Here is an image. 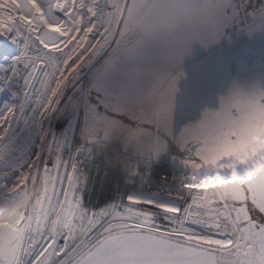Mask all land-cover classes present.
I'll return each instance as SVG.
<instances>
[{
  "label": "snow or ice",
  "instance_id": "6c2138e0",
  "mask_svg": "<svg viewBox=\"0 0 264 264\" xmlns=\"http://www.w3.org/2000/svg\"><path fill=\"white\" fill-rule=\"evenodd\" d=\"M237 24L264 31V2L0 0V36L20 46L0 64V264H264V170L227 163L264 154V82L173 127L186 51ZM168 155L178 191L144 195L136 182Z\"/></svg>",
  "mask_w": 264,
  "mask_h": 264
},
{
  "label": "rangeland",
  "instance_id": "374dc122",
  "mask_svg": "<svg viewBox=\"0 0 264 264\" xmlns=\"http://www.w3.org/2000/svg\"><path fill=\"white\" fill-rule=\"evenodd\" d=\"M243 27L237 24L229 32L226 31L211 52L191 51L188 54V60L194 64L182 68L184 76L182 74V77H178L177 74V79L180 78L177 81L179 91L175 96L173 114V127L177 132L189 124H195L205 110H219L221 97L227 96L234 84L264 82V31L249 36L246 31L241 30ZM19 53L18 44H14L10 37L0 36V64L11 63ZM71 94L72 90L69 89L68 95ZM92 99L95 102V94ZM11 100V93L0 94V103ZM67 116L72 119L71 126L77 140L79 129L83 127V111L74 108ZM121 119L127 125L136 126L133 120L126 117ZM60 126L58 124L57 128ZM161 159L174 162L171 155L162 156ZM96 196L101 199L99 190L94 193L89 191L88 199L93 204L99 202H95Z\"/></svg>",
  "mask_w": 264,
  "mask_h": 264
},
{
  "label": "built area",
  "instance_id": "2783aa9c",
  "mask_svg": "<svg viewBox=\"0 0 264 264\" xmlns=\"http://www.w3.org/2000/svg\"><path fill=\"white\" fill-rule=\"evenodd\" d=\"M240 3H249V0H238ZM264 2V0L259 1V0H250V3L252 5H259L260 3ZM244 26V25H243ZM76 142H79V132L77 136ZM101 154H97V156L94 158V165L95 164H104ZM184 169L182 165L179 163V161H174V162H167L161 159L160 162H157L152 171L151 179H144L142 182L137 181V188L141 189L142 193L144 195H155L158 192H164L167 193L168 191H171L173 193L177 192L179 189V184L178 183H172L173 178L179 177L184 174ZM123 173L119 175L118 178H115L112 184V189H111V194L114 196L117 195L116 189L119 188L120 192L124 191V181L122 179ZM167 177L169 178V186L168 188H162L159 180L160 178Z\"/></svg>",
  "mask_w": 264,
  "mask_h": 264
},
{
  "label": "clouds",
  "instance_id": "9594fccd",
  "mask_svg": "<svg viewBox=\"0 0 264 264\" xmlns=\"http://www.w3.org/2000/svg\"><path fill=\"white\" fill-rule=\"evenodd\" d=\"M218 41H219V40H218ZM218 41H216V42H218ZM197 42H198V41H197ZM197 42H195V43H197ZM216 42H215V43H216ZM198 43H199V42H198ZM193 44H194V43H193ZM193 44H192L191 47L186 51L185 55L190 54ZM200 44H201V43H200ZM201 45H203V44H201ZM210 45H211V44H209L208 46H210ZM203 46H204V45H203ZM208 46H207V47H208ZM204 47H205V46H204ZM207 47H206V48H207ZM185 55H184V57H185ZM184 57H183V60H184ZM183 60H182V64H183ZM182 64H181V65H182ZM181 70H182V68H181ZM182 71H183V70H182ZM183 76H184V72H183ZM181 77H182V76H181ZM177 87H178V85H177ZM178 91H179V88H178ZM178 91H177V92H178ZM176 94H177V93H176ZM174 107H175V99H174ZM173 114H174V110H173ZM227 163H228L229 165H233V164H235V165H236L235 171H237L240 175H244L246 171L251 170L252 175H251L250 177H248V178H255V176H256L260 171L264 170V154H261V155H259V156H256V157L250 159V160L248 161L246 167L237 164V162H236L235 160H233V161H228ZM208 174H209V175H213V174H214V171L209 172ZM221 174H222V175H230L231 172H230V171H228V172H222Z\"/></svg>",
  "mask_w": 264,
  "mask_h": 264
},
{
  "label": "crops",
  "instance_id": "0c3cea01",
  "mask_svg": "<svg viewBox=\"0 0 264 264\" xmlns=\"http://www.w3.org/2000/svg\"><path fill=\"white\" fill-rule=\"evenodd\" d=\"M259 1H262V0H259ZM234 27H235V26H232V27H229V28L225 29L224 33H225L226 31L229 32V31L231 30V28H234ZM221 37H222V36H221ZM220 39H221V38H220ZM220 39H219L218 42L211 44V45L208 46L207 48L204 47L203 45H201V44L198 43V42H197V43H194L193 46H192L191 51L211 52V51L214 50V48H215V44H216V46H217V44L220 42ZM191 58H193V57H191ZM188 59H189V55H185L184 60H183V64L181 65V68H186L187 65L190 66V65H193V64H194L193 61H189ZM194 60H197V59L194 58ZM183 72L185 73V71H181L182 74H183ZM181 73H178V74H179L178 77L181 76ZM196 75H198V74H196ZM178 80H180V78L177 79V81H178Z\"/></svg>",
  "mask_w": 264,
  "mask_h": 264
},
{
  "label": "bare ground",
  "instance_id": "6f19581e",
  "mask_svg": "<svg viewBox=\"0 0 264 264\" xmlns=\"http://www.w3.org/2000/svg\"><path fill=\"white\" fill-rule=\"evenodd\" d=\"M101 158H102V160H103V162L107 159V157L106 156H101ZM96 168H100V167H102L103 165L102 164H95L94 165ZM119 177V175H116V177L115 178H118ZM115 180V179H114ZM109 193L108 192H106L105 193V197L108 195ZM97 200H99L100 201V199L99 198H97V196L95 197V202L97 201Z\"/></svg>",
  "mask_w": 264,
  "mask_h": 264
}]
</instances>
